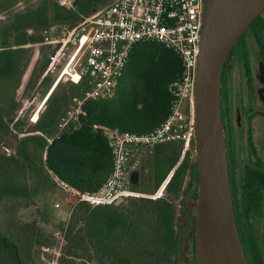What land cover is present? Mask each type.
I'll return each instance as SVG.
<instances>
[{
  "label": "trees",
  "instance_id": "1",
  "mask_svg": "<svg viewBox=\"0 0 264 264\" xmlns=\"http://www.w3.org/2000/svg\"><path fill=\"white\" fill-rule=\"evenodd\" d=\"M16 2L17 0H0V12L11 9ZM50 7L52 13L45 10L20 13L0 25V139L11 133L9 124L13 121L14 111L18 107L15 95H3L1 84L14 82L19 87L32 55L28 46L42 42L45 30L63 24L73 27L83 19L76 9L61 5L57 1L52 2ZM48 48L51 51L47 63L53 51L51 46H46ZM181 70L180 57L164 44L145 42L134 45L115 96L86 102V115L81 116V124L69 126L50 143L48 139L57 131L60 118L72 104V97L77 95L72 91L67 92L68 94L65 91L57 93L59 84L47 101V112L40 116L38 124L35 125L36 129L33 130L43 135H27L22 140L23 164L29 169L30 177L34 181L33 188L28 190L9 186L1 191V197L30 199L50 184L51 176L59 178L80 193H94L99 190L113 167L106 130L145 133L158 127L170 112L168 85L180 75ZM71 85L77 91L83 88V85ZM20 125L21 122L18 121L16 127ZM182 148L181 141L158 145L155 154L147 160L149 168L147 166L142 169L147 173L143 181L149 177V181L143 182L144 185L153 183L155 189L160 187L176 165ZM164 150L168 152L156 153ZM186 176L189 179L184 187ZM196 180V163L184 160L168 183L171 194L179 196L190 191ZM138 189L143 190L142 187ZM82 203L84 206L88 205L89 214L88 221L79 232L87 231L91 241L95 240L98 245L101 236L115 241L119 232V237L127 236L134 247L141 249L144 238L139 235V222H129L114 204L96 205L91 210L90 202ZM140 203L146 204L144 207L154 206L158 221V239L167 251L178 257L181 243L180 235L173 225L175 211L172 202L164 198H141ZM76 220L78 222L79 219ZM77 222L71 225L70 232L74 231ZM0 247L9 264H23L17 242L0 234ZM162 256H166V253Z\"/></svg>",
  "mask_w": 264,
  "mask_h": 264
},
{
  "label": "rangeland",
  "instance_id": "2",
  "mask_svg": "<svg viewBox=\"0 0 264 264\" xmlns=\"http://www.w3.org/2000/svg\"><path fill=\"white\" fill-rule=\"evenodd\" d=\"M56 1L61 5L76 9L84 18L106 6L112 0H17L11 9L0 12V25L20 13L27 14L39 10L52 13L50 6L52 2ZM28 47H30L32 55L19 87L14 82L1 84L3 95H15L18 107L14 111L13 121L9 124L11 133L0 139V234L18 243L23 264H172L176 262L177 257L166 250L156 234L158 221L154 206L144 207L143 205L146 204L140 203V199L164 198L172 202L175 211L174 229L180 237L183 234L181 246L185 247L184 241L190 230L185 227L188 216L184 213L183 207L187 198L190 197L189 202H192L195 195L182 193L179 196H173L167 181L172 178L184 160H189V162L196 160L194 139L186 150L183 144L176 165L160 187L155 189L153 183L151 185L143 183V190H135L138 195L123 197V201L114 204L119 213L124 214L129 222L140 223L139 231L141 233L139 235L144 238L141 249L134 247L127 236L119 237V232H117L115 241L101 236L98 239L99 245L95 240L91 241L87 231L79 232L80 228H83L88 221V205L84 206L82 203L84 201L80 200L78 195L80 192L55 176H51L50 184L44 190L33 195L30 199L1 197V191L9 186H18L28 190L33 188L34 181L30 177L27 165L23 164L22 140L27 135H43L33 131L36 129L35 125L38 124L39 119L34 123L32 117L49 93L54 81L52 77L43 79V72L48 65L47 58L51 50L46 49V45L41 42ZM73 87V85L63 82L60 83L56 92L60 94L62 91L66 93L72 91L74 94H81L82 91L74 90ZM115 94L116 91L109 96L91 100L109 99ZM48 106L47 102L42 107L40 116L47 112ZM70 109L71 105L60 120L68 117ZM85 115L83 106V113L79 115L78 121L74 125H80L81 116ZM18 121L21 122V125L16 127ZM64 130H58L57 127V131L54 132L49 142L52 143ZM178 151L179 148L176 153ZM163 152L168 151L156 153ZM149 166L150 164L145 161L142 168H149ZM146 174L144 170H141L139 178L143 179ZM170 175L171 177H169ZM188 179L186 176L184 187ZM165 184V188L161 190ZM76 219H79L78 222ZM75 222H77L76 228L70 232L71 225ZM182 227H185L184 230ZM163 253H166V256H162ZM0 264H9L1 247Z\"/></svg>",
  "mask_w": 264,
  "mask_h": 264
},
{
  "label": "built area",
  "instance_id": "3",
  "mask_svg": "<svg viewBox=\"0 0 264 264\" xmlns=\"http://www.w3.org/2000/svg\"><path fill=\"white\" fill-rule=\"evenodd\" d=\"M204 13L205 0H112L73 27L63 24L43 32L41 44L53 50L43 72V79H54L49 92L63 82L83 85L58 130L75 124L88 100L116 91L134 45L162 43L181 59V73L168 85L171 105L165 120L145 133L107 129L111 173L96 192L78 193L81 201L106 205L138 195L132 175L141 173L156 147L181 141L186 150L194 139V87ZM35 115L34 123L39 119Z\"/></svg>",
  "mask_w": 264,
  "mask_h": 264
},
{
  "label": "water",
  "instance_id": "4",
  "mask_svg": "<svg viewBox=\"0 0 264 264\" xmlns=\"http://www.w3.org/2000/svg\"><path fill=\"white\" fill-rule=\"evenodd\" d=\"M264 0H205L197 61L194 146L198 168L196 264H249L233 205L221 105L224 64ZM139 174L132 175L137 184ZM123 198L115 204H119Z\"/></svg>",
  "mask_w": 264,
  "mask_h": 264
},
{
  "label": "flooded vegetation",
  "instance_id": "5",
  "mask_svg": "<svg viewBox=\"0 0 264 264\" xmlns=\"http://www.w3.org/2000/svg\"><path fill=\"white\" fill-rule=\"evenodd\" d=\"M221 105L239 235L249 264H264V11L229 53L222 72ZM142 185L138 177L132 188ZM186 193L195 195L194 202L188 197L183 207L190 232L172 264H196L198 168L197 180Z\"/></svg>",
  "mask_w": 264,
  "mask_h": 264
},
{
  "label": "bare ground",
  "instance_id": "6",
  "mask_svg": "<svg viewBox=\"0 0 264 264\" xmlns=\"http://www.w3.org/2000/svg\"><path fill=\"white\" fill-rule=\"evenodd\" d=\"M55 90V89H54ZM52 90L51 92H49L46 97L44 98V100L42 101V104L40 105V107L38 108V110L35 112L36 113V118L40 117V112L42 110V107L46 104V102L48 101L49 97L51 96L52 92L54 91ZM161 191V190H160ZM160 193V192H159Z\"/></svg>",
  "mask_w": 264,
  "mask_h": 264
},
{
  "label": "crops",
  "instance_id": "7",
  "mask_svg": "<svg viewBox=\"0 0 264 264\" xmlns=\"http://www.w3.org/2000/svg\"><path fill=\"white\" fill-rule=\"evenodd\" d=\"M169 177H171V175Z\"/></svg>",
  "mask_w": 264,
  "mask_h": 264
}]
</instances>
